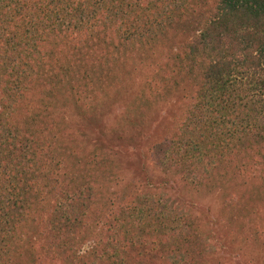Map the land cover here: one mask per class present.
I'll use <instances>...</instances> for the list:
<instances>
[{
    "label": "trees",
    "instance_id": "trees-1",
    "mask_svg": "<svg viewBox=\"0 0 264 264\" xmlns=\"http://www.w3.org/2000/svg\"><path fill=\"white\" fill-rule=\"evenodd\" d=\"M134 58L157 66L143 99L178 109L151 161L212 186L256 164L264 202V0H0V264H202L211 253L167 200L135 194L103 215L98 171L69 161L60 106L85 103Z\"/></svg>",
    "mask_w": 264,
    "mask_h": 264
},
{
    "label": "rangeland",
    "instance_id": "rangeland-1",
    "mask_svg": "<svg viewBox=\"0 0 264 264\" xmlns=\"http://www.w3.org/2000/svg\"><path fill=\"white\" fill-rule=\"evenodd\" d=\"M142 59L127 60L120 69L125 76H111L85 103L66 102L57 111L56 120L72 136L68 148L73 168L98 171L97 209L106 216L113 205L135 194L167 200L211 244L202 264H264V202L256 199L263 169L254 164L249 177L212 186L175 163L157 167L150 159L151 148L170 129L178 109L175 99H143L142 93L149 92L142 85L157 66L153 59Z\"/></svg>",
    "mask_w": 264,
    "mask_h": 264
}]
</instances>
